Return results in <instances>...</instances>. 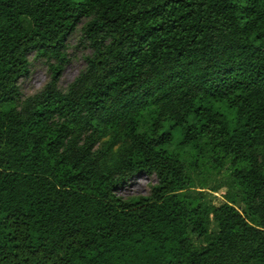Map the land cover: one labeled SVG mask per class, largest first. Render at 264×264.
I'll list each match as a JSON object with an SVG mask.
<instances>
[{"label":"trees","instance_id":"1","mask_svg":"<svg viewBox=\"0 0 264 264\" xmlns=\"http://www.w3.org/2000/svg\"><path fill=\"white\" fill-rule=\"evenodd\" d=\"M0 264H264V0H0Z\"/></svg>","mask_w":264,"mask_h":264},{"label":"rangeland","instance_id":"2","mask_svg":"<svg viewBox=\"0 0 264 264\" xmlns=\"http://www.w3.org/2000/svg\"><path fill=\"white\" fill-rule=\"evenodd\" d=\"M86 20H82L75 31L67 39L66 48V63L63 64L58 86L64 89L71 83L74 78L85 67L84 57L90 53L89 48L81 41V27ZM30 72L27 77L20 80V89L23 97L31 96L39 92L48 82L51 71L48 63L44 58H31ZM51 62H54L53 60ZM205 175V176H203ZM155 177L137 176L133 178L129 184L124 185L118 191V195L122 198H130L134 196L147 195L150 186L155 183ZM228 183L227 173L223 170L218 173L208 175L201 173L195 178V189L204 191L208 200L219 204L224 198L226 192L225 186ZM204 187V188H200ZM215 188H223L221 191H216ZM240 208V206H238ZM195 246L202 244L201 240L193 237Z\"/></svg>","mask_w":264,"mask_h":264}]
</instances>
